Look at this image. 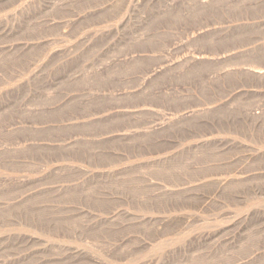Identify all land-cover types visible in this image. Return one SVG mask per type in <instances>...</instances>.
Wrapping results in <instances>:
<instances>
[{"label": "rangeland", "instance_id": "rangeland-1", "mask_svg": "<svg viewBox=\"0 0 264 264\" xmlns=\"http://www.w3.org/2000/svg\"><path fill=\"white\" fill-rule=\"evenodd\" d=\"M260 71L264 0H0V264H264Z\"/></svg>", "mask_w": 264, "mask_h": 264}, {"label": "bare ground", "instance_id": "bare-ground-1", "mask_svg": "<svg viewBox=\"0 0 264 264\" xmlns=\"http://www.w3.org/2000/svg\"><path fill=\"white\" fill-rule=\"evenodd\" d=\"M262 72H263V71H262ZM258 75H260V76H261V75H264V72H263V73H261V71H260V72L258 73Z\"/></svg>", "mask_w": 264, "mask_h": 264}]
</instances>
